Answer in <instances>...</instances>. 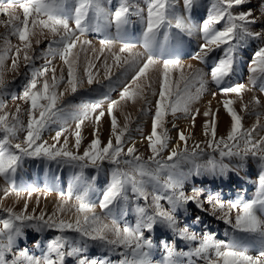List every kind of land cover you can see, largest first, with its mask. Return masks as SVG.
Wrapping results in <instances>:
<instances>
[{"label":"snow or ice","instance_id":"6c2138e0","mask_svg":"<svg viewBox=\"0 0 264 264\" xmlns=\"http://www.w3.org/2000/svg\"><path fill=\"white\" fill-rule=\"evenodd\" d=\"M246 3V0H216L213 4L212 14L205 19L198 28L203 34L204 43L200 45V50L194 55V59L204 61L214 47L226 45L224 49V58H221L210 71L211 79L220 85L225 77L229 76L232 71L235 52L237 47L246 42L249 38H259L264 36V32H254L249 25L255 24L257 21L252 17V10L241 11L234 13L232 9ZM196 0H183L185 10L191 13ZM23 12V19L15 15L16 7ZM264 8V5H261ZM174 0H149L147 6L146 27L143 33L144 43L143 53L133 52L135 47L130 43H123L119 49V53L113 55L114 62L121 67L124 72L135 70V75L132 77L133 85L136 91H130L131 85H126L121 93V100H135L137 98L146 100L143 87L137 83L138 79L148 80L150 69L158 64L163 65L159 77V98L156 101L155 115L152 121V132L147 137L149 140V148L152 156L148 161H144L139 155H135V148L128 147L124 151V137L128 128L127 119L122 128H118V122L113 115L114 106L118 105V101H110L107 106V115L111 117V132L107 144H102L97 132L94 129L91 143L86 148L82 155L73 153L67 149V137L65 136L64 144H59L60 137L65 131L64 128L58 130L53 139L56 143L49 145L46 141L41 140V132L51 123L63 121L66 115L64 107H58L59 99L64 93L55 91L60 80L64 79L61 75L59 78L55 75V69L49 67L51 60L49 57L59 55L67 65V84L72 93L77 91V79L75 68L78 59V52L74 51L77 45L89 44L90 41L83 40L82 37L86 31H99V20L102 16H106L108 26H115L117 34H120L125 27L130 23L132 15H140L139 11H135L129 0H120L119 6L114 12L105 14L100 0H77L74 13L69 16L65 8V0H8V3H3L0 0V14L7 15V21L0 20V25L10 29V34L17 36L20 44L15 46V51L12 52V46L5 36L4 44L6 47L0 48V69L4 66V61L8 58L11 52L12 69L18 67L22 56L23 62L27 65L31 63L35 57L33 50V39L35 44L39 46L41 43L40 37L45 36L44 30L47 29V34L51 39L47 44L46 49L42 50L41 57L45 59V65L38 70L32 71V79L23 92L22 99L30 101V108L27 109V124L26 134L21 143H13L17 137V133L25 131V125L20 119L21 108L18 106L14 113L3 112V104L0 103V175L10 178L11 174H15L18 166L25 157H40L43 156L50 160L61 159V162L72 163L80 162L81 169L89 166L96 167L98 170L100 164L98 161L108 160L116 165L112 170V180L105 191L102 200L100 201L101 210H110L109 206L113 205L118 200L127 201L129 199L127 192L130 187L131 192L137 198L148 199L146 185L154 184L157 188L162 189V195L153 197V202L148 206L137 205L135 212L137 215L136 224L134 227L124 225L121 227L115 219L111 223H105L95 214V205L87 200V193L76 197V219L74 222H66L64 220L54 219L53 216L45 219L43 212L39 216H34L27 213V202L24 209L16 213L11 207L4 209L7 217H0V264H65L66 257H76L77 264H109L105 260L88 259L82 253L86 251L87 241H97L110 248L123 247L126 251L122 253L123 259L119 264H152L149 259V251L146 249L152 248V240L145 238V230H153L156 224H162L176 233L180 239L186 241H197L199 243L187 252H176L172 245H165L166 255L163 264H181L179 257H188L189 264H193L192 257L205 260L206 264H264V249H262L255 257L246 254L235 238L231 241H216L212 235L205 234L202 238L196 234H190L187 228L178 229L177 220L174 215L177 210L184 208L189 202H195L198 208H203V203L199 200V189H193V195H186L183 189L185 173L180 170L181 161L196 162L197 157L203 154V149L199 144L189 150L187 148V140L190 136H185L183 132L179 133V139L185 142V147L182 150L173 149L167 157L168 163L157 159L160 152L168 146V133L163 128L164 117L170 111L172 115L177 112L188 113L192 102L198 98L199 94L204 89V80L201 73L197 70L189 72L185 75L181 71L180 79L175 81L180 84L183 81V88L172 90L169 84V66H179L177 58L162 59L155 54L156 37L161 28L175 27L182 33L191 35L194 28L190 20L175 15ZM90 14L94 15L97 20V26L93 27L89 24ZM72 20L74 27L70 25ZM227 21L226 26L222 30H216L215 25ZM165 39L168 33L165 32ZM114 41L109 38L100 40V52L103 53L106 49L111 51V46ZM128 53L126 57L121 54ZM143 58L142 66L141 59ZM99 59V56L96 57ZM110 68L111 65H105ZM51 71L53 73L51 82L48 79L43 80L42 88L38 90V78L46 77V74ZM249 71L252 73L250 77L251 83H256V74L259 72L264 74V47L259 48L253 56L252 64L249 66ZM87 74V82L89 85L93 83V75L85 69ZM106 79L110 76L106 73ZM192 82L199 83L196 92L190 91ZM4 87V80L0 75V89ZM151 87V84H148ZM246 90L245 85L238 84L235 86L221 87L222 94L235 93L237 96ZM264 90V89H262ZM216 94L213 93V96ZM174 98V99H173ZM106 99V98H105ZM44 101V103H41ZM225 110L230 115L232 124L226 137H216L217 113L211 109L204 113L208 117L204 123V135L210 138L207 140L208 148L214 152H218L220 160L213 156H209L205 164L195 163L196 174L203 167L206 170L224 175L229 170V165L223 163L224 157H238L241 161V166L251 156L257 159L261 167L264 168V137L259 140H254L251 130H241V117L229 107L233 103L231 100L222 101ZM252 103L259 104L257 98H253ZM103 102H94L75 106L77 111L71 113L76 122V131L74 133L76 140L74 147L79 149L81 144L80 128L87 120H94L97 126L101 118L105 116V111L102 108ZM72 107V106H69ZM248 105H244L246 109ZM99 110V111H98ZM38 112V115L36 114ZM198 114V110H197ZM193 126L195 115L192 117ZM158 128L161 130L157 134ZM114 137V142H113ZM240 140H243L242 149L239 147ZM38 141H40L38 143ZM12 149H15L13 151ZM127 157V158H125ZM123 163L127 166L125 169L119 168ZM155 167H152V165ZM166 173V176L164 175ZM17 196L22 194L21 190L12 188ZM32 190L27 191V195H32ZM8 192H5V196ZM69 193V198H70ZM61 198L64 199V194L61 193ZM166 200L171 206L170 209H165L160 201ZM66 202V201H65ZM208 203L213 204V208L223 210L224 205L213 197L209 196ZM256 206L264 208V173L259 178V189L257 196L250 202L232 203L230 210L237 211V216L233 228L249 232L259 233L264 239V230L254 214ZM71 211V209H69ZM58 213L64 212V203H61L57 209ZM126 214V213H125ZM225 223L232 224V220L225 213L222 217ZM199 217H197V220ZM35 221V223H32ZM31 227L38 231L44 227L56 228L61 235L48 241L47 252L42 258H37L27 254V250L13 252V245L16 239L23 235V228ZM65 230H69L78 234L76 238H70L63 235ZM7 253H13V259H6Z\"/></svg>","mask_w":264,"mask_h":264},{"label":"rangeland","instance_id":"374dc122","mask_svg":"<svg viewBox=\"0 0 264 264\" xmlns=\"http://www.w3.org/2000/svg\"><path fill=\"white\" fill-rule=\"evenodd\" d=\"M100 2H102L101 5L104 11L107 12L108 14V13L115 11V9L119 6L120 0H100ZM129 2L132 5H136L135 11H139L140 16L132 15L130 17V23L125 27V29L120 34H117L114 25L109 27L108 23L107 25L104 23L103 16L99 20V25H98L100 28L99 31L89 30L84 33L83 35L84 40L90 41L89 44H85L86 52L84 53L85 55L84 62L88 64L87 65L88 67L86 68L87 70L89 66L92 65L93 60H99V59H96V57L100 56V54H103L101 52H98L99 49L101 48V45H100L101 39H105V38L111 39V37H113L120 45H122L123 43H130L134 45L135 47H140V49H142V46L144 43V40H143L144 29L143 28L145 25V19L147 18V6L149 3V0H129ZM215 2L216 0H196V4L193 6L191 13H189L187 10H185L184 5L182 4L183 1L174 0L173 10H174L175 15L182 16L190 20V22L196 27L194 28L192 32L193 34L191 35H188L186 33H181L175 27L171 29L166 28V27L161 28L156 37V45H155L156 56L160 57L161 60L166 59V58H177V59H187V60L193 59L194 55L200 50V44H203L205 42L203 34L200 31H198V28L201 25V23L205 19H207L209 15L212 14V8ZM3 3L7 4L8 0H3ZM65 3H66L65 6H67V14L71 16L74 13L77 0H65ZM261 5H264V0H246V3L240 6L234 7L232 11L234 13H239L241 11L246 12L249 9H251L252 17L255 18L257 22L255 24L249 25V27L254 32H264V8H262ZM68 7L72 8V10L69 9ZM143 13L145 16H143ZM15 15L23 19V12L21 9H19L18 6L15 9ZM8 19L9 17L7 15L0 14V20L7 21ZM69 23L71 26L74 27V24L72 23L71 19ZM226 23L227 21L225 20V21H222L216 24L214 27L216 30H222L226 26ZM89 24L93 27L97 26V20L95 16L92 14H90ZM104 24L106 27L104 26ZM102 26H104V28ZM136 26L138 27L136 28ZM128 31L129 33H127ZM165 32L168 33L167 39H165V35H164ZM5 36H7V39H9V42L13 44L14 46H18L20 44L18 37L10 34L9 28H6L5 26L0 25V39H1L0 48L4 47L2 45L4 44L3 38ZM119 37H122L121 39L123 41H120ZM40 39H41V43L39 44V46L35 44V40L33 39V50H34L33 54L37 58L34 59L31 63L27 64V66L25 63H23L22 71L20 75L17 77L18 79H16L14 83L12 82L8 84L9 86L12 85L11 89H8L6 86H4L3 89H0V103L3 104V110H2L3 112L14 113L18 106L22 110L20 119L25 125V131L18 132L17 137L15 138L13 143H21L26 134V124H27V119H28V116L26 115H27V109L30 108V101H26L25 99L21 98L23 95V92L25 91L27 85L32 79V71L41 69L45 65V59L41 57V52L42 50L46 49L49 39H51V37L46 35L45 37H40ZM225 47L226 45H221L218 48L213 46V50L209 53V55L204 59L203 62L200 60H197L199 65L207 71L206 74H207V77L209 78L207 80L208 87L206 86L205 87L206 89H203V91L200 93V95L204 97V103L206 105V110H204V112L198 110V114H197V111H195V113H192V117L193 115H195V123H196L195 126L198 127L199 125L198 128L203 132V135H202L203 137L200 138V140H193L189 144V146L187 145V148L191 150L194 147V145L199 144V143L201 144L199 145L203 149V154L197 157L198 159L195 162L201 165L205 164V162L207 161L210 155L217 158V160L221 159L218 152H214L212 149L208 148L207 140L210 138V136L206 137L204 135L203 124L205 123L207 119H209L208 117H205L204 113L208 111L209 109H211L212 112L217 113V118H218L217 128L218 129L220 128L219 131L216 129L217 139H219L220 137L227 136V133L230 130V127L232 124V120H231L230 115L225 110L224 105L222 103V101L226 99L233 101V103L230 104L229 107H231L237 113V115L241 117V120H240L241 130L254 129V131H252V137L254 140H259L261 137H264V90H262L264 89V74H261L258 72L256 74V83L253 85L250 81V77L252 76V73L249 71V67H248V63L253 59L254 53L259 48L264 47V36H261L259 38H249L246 42H242L237 47V50L238 48L239 50L238 52L237 50L235 52V59L233 62L232 71L230 72L229 76L225 77V79L220 85H217L211 79L210 71H211V68L221 58H224V52L222 53L221 50ZM242 47H243V51L241 53ZM49 59L51 60V64L49 65V67L52 69H55L56 77L59 78L61 75H63L64 79L63 81L61 80V84L62 85L66 84L67 83L66 82L67 81V70H66L67 65L64 64V61L60 58L58 54L55 56L49 57ZM10 60H11V57H10ZM57 62H60V63L57 64ZM21 63L22 62L20 59L19 65ZM78 66L80 67V57L79 56L77 59L75 70L79 69ZM22 74L24 77L22 76ZM85 74L86 72H84V75ZM52 75L53 73L51 71H49V73L46 74V79H48L49 82H51ZM109 76L110 78L109 79L105 78L104 79L105 81L104 80L103 82L101 81L102 82L101 84H99L100 82H97L96 84L95 83L91 84L92 86L89 85L86 87L77 88V91L75 93L70 92L71 91L70 87L66 88L62 92L64 93L63 97H61L58 101L59 102L58 107L61 106L65 108L64 103L66 104L69 101H71L74 105L81 104V103L85 104V102L86 104L100 102V101H103L102 100L103 98L104 100H106V103L107 101L109 102L118 101L117 99H120V97L118 96H120L122 89L126 85L131 84L133 75L123 74L121 72V67L118 66V70L114 71ZM121 77L122 79L120 80ZM40 79L41 78H38V81ZM151 84L152 86H155V89L158 90L159 92V82L156 81ZM229 84H231V86L238 85V84L246 85L247 88L250 90V92L246 91L242 93L241 96H237L235 93L233 94L228 93L227 95L222 94L220 92V88L228 87L230 86ZM194 86L198 88L199 83L196 82ZM41 88H42L41 85L39 86L37 85V89H34V90H38ZM129 90L134 92L137 89L135 88L134 85H131ZM214 92L216 94V101L215 102L208 101L209 96L213 94ZM98 93H99V96H98ZM57 95H59V93H57ZM100 96L101 98L99 99ZM93 97L94 98L97 97L98 99L97 98L94 99ZM254 97L259 100V104L252 103ZM12 101H14V104H11ZM41 103H44V101H41ZM244 105H248V107L242 110ZM68 108H69L68 111H70V113L74 111V109L72 110L71 107H68ZM140 111L141 109L138 112ZM154 112H155V109H154ZM36 114L38 115V112ZM171 115L168 114L169 118ZM125 117L126 115L125 113H123L122 118L126 120ZM70 118H71V115L70 117L69 116L65 117L62 122L58 121L56 122V124L55 123H51V125L49 124L41 132V140L46 141L49 145L55 143L56 141L53 139V137L55 136L53 135H55L56 132L60 130L62 127L65 129L64 133L66 134V137L69 138L67 139L69 140L67 141V149L69 151H72L73 153L82 155L84 150L88 148L89 144L92 141L91 132L88 128H84L80 130L81 145L79 149H75L74 145H75L76 137L74 133L76 130L74 131V127L70 125L74 123V122L70 123L72 122ZM65 123L68 125L67 127ZM51 129H53V131H51ZM54 129L56 131H54ZM70 130L72 131L71 133H70ZM0 135H2V133H0ZM50 135H52L51 139H50ZM39 142L40 141H38V143ZM64 142L65 140L59 141V144L57 145V147H59L60 144H64ZM243 143H244L243 140H240L239 147L241 149L243 147ZM123 147H124V151L126 152L127 151L126 149L128 147L126 145H123ZM70 148L72 149L70 150ZM12 150L15 151V149H12ZM138 153L139 152L136 151L135 155H137ZM141 157L143 158L144 161H148V158L150 156L148 155V152H147V153H144L143 156ZM158 157L157 159H160L162 161H167V158H161L160 154ZM247 160H248L247 162L249 163H255L258 161L257 159H253L251 156H249ZM223 161L228 162L230 165L229 170H228L229 172L227 171L226 174L224 175L214 174L206 170L203 167L200 169L199 175H197L195 163L191 161H181L182 164L180 163L179 167H180V170L183 171V173H185V176H186V178L184 179L182 191H184L185 194H189L191 189H193L195 185H198V188L200 189V191H202V193L199 196V199L206 200L208 199L209 196H211L213 197V199H218L220 200L221 203H226L229 205H231L232 203H242V202L246 203V202H250L253 199H255L257 196L258 189H259V178L261 174L264 173V170L259 171L256 169H253V170L249 169V173H248L249 175L247 177V180L243 181L242 178H238L236 176V174L242 172L241 167L238 166L241 163L239 158L238 157H224ZM167 162L172 163L173 161H167ZM79 163L80 162H72V163L61 162L60 158L56 160H50L43 156L25 157L16 170L17 174L20 173L19 175H16L15 173L13 179L11 175H10V178H6L3 175L0 176V184L4 186L3 192L2 191L0 192V202H1L0 217H4V218L7 217V213L4 211V209L8 207H11L16 213L21 212L24 209L25 202H27V205H28L27 213L34 215V216H39L42 211L40 210V207L34 202V199L37 198V196L39 195L41 196L45 194L56 195L58 197L59 196L61 197V193L64 194V199L61 198V200H63L64 201L63 203L66 205V206L64 205L66 212L74 213L75 208L73 206L76 205L77 203L76 197L83 195L86 192L87 200L91 202L93 205H95V207L97 208L96 210H94L96 215L99 213L100 214L105 213L108 219H115L121 227L126 225L127 223H128L127 225L134 227L135 221L137 220V215L135 212L136 206L137 205H140V206L151 205L153 202L154 196L163 194L162 189L157 188L154 184H148L146 185L148 199L147 201H145L143 198H137L136 196H134V194L131 192L130 187H129L127 195L131 200L130 199L127 201L118 200L114 202L113 205L109 206L110 210H101L100 201L102 200L105 191L107 190V188L109 187L111 183L112 176L110 175L112 174V170L117 166L110 163L108 160H104V161H98V163L100 164L99 170L96 167L91 166V164L81 169L79 167ZM25 165L28 168L27 171H24L23 170L24 168L21 167ZM35 166H37V168H35ZM47 166H48V170H47ZM152 167H155V165L153 164ZM119 168L125 169L127 168V166L121 163L119 165ZM56 169H61V177L58 180L55 177ZM109 171L111 172L110 174H109ZM164 175L166 176V173H164ZM11 187L12 188L15 187V189L21 190L22 194L20 196H17L15 192L12 191ZM32 189H34V191L32 192V195L29 197L27 195V191L32 190ZM6 191L8 192L7 196H5ZM69 193L71 194L70 198H69ZM129 194L132 197L133 196L134 197L131 198ZM135 197H136V200H133L134 201L133 202L132 199H134ZM160 203L165 209L171 208V206L168 204L167 201L161 200ZM209 207L210 205H203V208L201 210V208H198L196 206L195 202H189L184 208L177 210L176 215L174 213L176 220H177V225L183 229L187 228L188 232L189 230L191 231L189 233L191 234L194 233L200 238H202L204 234L212 235L216 241H231L233 238H235L236 241L242 245V249L246 251V254L251 255L253 257L258 255V253L262 249H264V239L261 238L259 233H249V232H244V231L234 229L233 224L235 222L231 216H230V219L232 220V224L225 223L224 220L217 218L218 217L217 214L212 215L211 213H209ZM69 209H71V211H69ZM54 213L56 212L53 211L50 214H44L45 219H47L50 216H53ZM254 214L258 222H259V219L264 222V208H260L259 206H256V208L254 209ZM67 216L68 214H65L64 216L65 219L63 218L62 220L66 222H69V221L74 222L76 219L75 216L72 218H69V217L67 218ZM197 217H199L198 220H197ZM54 218L55 220H57V222L61 220L58 216H54ZM32 223H35V221H33ZM208 223L209 224L212 223L213 225H216L218 228L213 229L212 227H209L206 225ZM23 229H24L22 230L23 235L18 237L13 245V252L27 250L28 255L38 257V258H42L43 255L47 252L46 248H47L48 241L54 239L58 235H61V233L56 228H51L50 230V228L44 227L43 230H40V231H38L35 228H31V227H24ZM261 229L264 230L263 227ZM199 230H201L202 232ZM63 235L68 236L70 238H74V237L76 238L78 236L77 233L69 231V230H65ZM144 236L145 238H150L152 240V248L146 249V250L149 251L150 253L149 259L151 260V262L152 263L156 262V264H158V262L159 264H163V260L166 255V249H165L166 244L172 245L176 252H181V251L187 252V250L189 251L190 249H192L199 243V240H197V241L190 242L189 244V241L180 239L176 233H173L166 226L159 224V223L154 226L153 230L151 231L145 230ZM87 244H88V247L86 249L87 251L82 253L83 256H86L88 259H95V260H105L106 259L109 262V264H119V261L124 258L122 253L126 251L123 247L110 248L107 245L102 246L103 244L100 245V242H97V241L89 240L87 241ZM99 245L101 246L100 248L98 247ZM32 249L35 252H32ZM6 259L8 260L13 259V253H7ZM178 259L181 261V264H189L188 257H179ZM191 259H192L193 264H206L205 260L203 259H199L196 257H192ZM70 263L77 264V258L76 257H66L65 264H70Z\"/></svg>","mask_w":264,"mask_h":264},{"label":"bare ground","instance_id":"6f19581e","mask_svg":"<svg viewBox=\"0 0 264 264\" xmlns=\"http://www.w3.org/2000/svg\"><path fill=\"white\" fill-rule=\"evenodd\" d=\"M178 1V0H177ZM183 1V0H181ZM180 2V1H179ZM102 2H100L101 4ZM178 3V2H177ZM66 4V3H65ZM183 4V3H182ZM68 5V4H67ZM72 5V4H71ZM178 5V4H177ZM202 5V4H201ZM134 6V10L136 9L135 6L136 5H133ZM179 6V5H178ZM66 9H67V6H65ZM69 8V7H68ZM181 8V6H180ZM72 10V8H69ZM71 12V11H70ZM105 12V11H104ZM143 12V11H142ZM105 14H107V12H105ZM193 14V13H192ZM140 16V15H139ZM143 16L144 13H143ZM193 17V15H192ZM103 20H104V23L107 25V19H106V16H103ZM137 19V18H136ZM6 20V19H4ZM102 20V19H101ZM135 20V19H134ZM192 21V20H191ZM94 22V21H93ZM96 22V21H95ZM196 22V21H195ZM142 23V22H141ZM104 24V26H105ZM134 24V23H133ZM139 24V23H138ZM104 26H102L104 28ZM106 27V26H105ZM133 27V26H131ZM138 26H136L137 28ZM145 27H146V19H145V25H144V30H145ZM128 28V27H127ZM140 28V27H139ZM138 28V29H139ZM131 29V28H130ZM45 32V36L48 35L47 34V29L44 30ZM129 33V31L127 32ZM126 33V34H127ZM142 33V32H141ZM144 33V32H143ZM182 33V32H181ZM132 34V33H131ZM136 34V32H135ZM161 34V33H160ZM193 34V33H192ZM108 35V34H107ZM138 35V34H137ZM178 35V34H177ZM44 36V37H45ZM134 36V35H133ZM136 36V35H135ZM140 36V35H139ZM171 36V35H170ZM164 37V36H163ZM120 38V41H123L121 38L122 37H119ZM134 38V37H133ZM82 39L84 40V38L82 37ZM111 39L114 41L113 45L111 46V51H108L107 49L103 52V54H100L99 56V60H93L92 62V65L89 66L88 68V72H90L92 75H93V83H97V82H100L99 84H101L103 82V80L105 79V76H106V73L108 75H110L111 73H113L114 71L118 70V66L115 64L114 62V59H113V55L116 54V53H119V49L122 45H120L113 37H111ZM1 40V39H0ZM9 40V39H8ZM143 40H144V37H143ZM164 40V39H163ZM161 41V40H160ZM3 42V41H2ZM127 42V41H126ZM20 43V42H19ZM11 44V43H10ZM139 44V43H138ZM199 45V44H198ZM201 45V44H200ZM2 46L6 47L5 44H3ZM12 46V52L15 51V46L13 44H11ZM99 48V47H98ZM86 45H80L78 44L76 49H74V51L78 52V56L80 57V67L79 69L75 70V75H76V79H77V88H81V87H86V86H89L88 82H87V74L84 75V72H85V69L88 67L85 62H84V53L86 52ZM224 49L223 48L221 50V52L223 53L224 52ZM143 50V51H142ZM239 50V48H238ZM237 50V52H238ZM133 52H137V53H143L144 52V48L142 46V49H140V47H134L132 49ZM243 51V47L241 49V53ZM100 52V49L99 51ZM240 53V52H239ZM12 53L10 52L8 54V58L5 59L4 61V66L2 69H0V75H2L3 77V80H4V86H6L8 89H11L12 88V85L9 86L8 84L9 83H14V81H16V79H18L17 77L20 75L21 71H22V66H23V59H22V56H21V64L19 65L18 64V67L13 70L12 69V61L10 60V55ZM122 57H126L128 55V53H123L121 54ZM194 55V54H193ZM239 58V57H238ZM167 59V58H166ZM235 59V58H234ZM240 59V58H239ZM179 60V66H173V65H170L169 66V84H170V87L172 88L173 91H175L176 89L180 88L182 89L184 84H183V81L180 82V84H176L175 81L179 80L180 79V76H181V71L187 75L189 72H194V71H199L203 77V80H204V89H206L205 87L207 86V80L209 79L207 77V71L205 69H203L199 63L197 62V59H178ZM56 61V60H55ZM238 61V60H237ZM240 61V60H239ZM243 61V60H242ZM252 61L253 59L248 63V67L250 66V64H252ZM60 63V62H57V64ZM142 63H143V58L141 59V64L140 66H142ZM240 63V62H239ZM243 63V62H242ZM111 65L110 68H106L105 65ZM25 66V65H24ZM27 66V65H26ZM235 66V65H234ZM66 68V66H65ZM162 68H163V65L162 63L161 64H158L154 67V69H150L149 70V73H148V80H143V79H138L137 83L141 84L142 87H143V92H144V96L146 97V100L144 99H135L134 101L133 100H121V99H117L118 100V105L117 106H114L113 108V115L116 117L117 119V122H118V128H122L126 122L125 119L122 118V114L125 113L126 115V119H127V123H128V128H127V131L125 132V135L124 137H122V140L124 141V145H126L127 147H134L135 148V152L138 151L139 153L137 155L139 156H143L144 153H147L148 152V155L149 156H152V152L149 148V140L147 139V137L151 134L152 132V121H153V117L155 115V112H154V109H155V106H156V101L157 99L159 98L158 96V90L155 89V86H152L151 83L153 82H160L159 80V77H160V73L162 71ZM233 68V67H232ZM239 68V67H238ZM245 68V67H244ZM67 70V69H66ZM65 70V71H66ZM234 71V70H233ZM121 72L123 74H127V75H135V70H129L127 72H124V70L121 68ZM49 73V72H48ZM233 74V73H232ZM61 75V74H60ZM23 76V74H22ZM21 76V77H22ZM24 77V76H23ZM120 77V76H119ZM123 77V76H122ZM122 77L120 78V80L122 79ZM46 77H42L39 81H38V86L43 84V80L45 79ZM58 78V77H57ZM233 78V77H232ZM26 79V78H25ZM23 80V79H22ZM63 81V80H62ZM102 81V82H101ZM105 81V80H104ZM152 81V82H151ZM25 82V81H24ZM67 82V81H66ZM226 82V81H225ZM224 82V83H225ZM233 82V81H232ZM92 83V84H93ZM151 84V87L149 88L148 87V84ZM196 82H192L190 84V91L192 93H195V89L196 87L194 86ZM228 83V82H227ZM19 84V83H18ZM98 84V85H99ZM235 84V83H234ZM130 85H133V81H131V84ZM231 86V84H229ZM243 85V84H242ZM92 86V85H91ZM233 86V85H232ZM235 86V85H234ZM18 87V86H17ZM16 87V88H17ZM68 84H61V80L59 81L58 83V86L56 87L55 91L57 93H62L66 88H68ZM195 87V88H194ZM208 87V86H207ZM229 87V86H228ZM246 87V91L250 92V90L247 88V86L245 85ZM23 88V87H22ZM106 88V87H105ZM98 89V88H97ZM104 89V88H103ZM130 89V88H129ZM82 90V89H80ZM135 90V89H134ZM211 90V89H210ZM208 90V91H210ZM105 91V90H104ZM71 92V91H70ZM243 92V93H244ZM6 93V92H5ZM72 93V92H71ZM106 93V92H105ZM215 93V92H214ZM101 94V93H100ZM111 94V93H110ZM233 94V93H232ZM12 95V94H10ZM106 95V94H105ZM210 95V94H209ZM227 95V94H226ZM250 95V94H249ZM98 96H99V93H98ZM9 97V96H8ZM63 97V96H62ZM69 97V96H68ZM120 97V96H118ZM13 98V97H12ZM94 98V97H93ZM97 97H95L94 99H96ZM101 98V96L99 97V99ZM112 98V97H111ZM11 99V98H10ZM9 99V100H10ZM74 99V98H73ZM98 99V98H97ZM174 99V98H173ZM8 100V99H7ZM89 100V99H88ZM103 101V104H102V108L103 110L105 111V116L101 118V121L99 123V125L97 126V124L95 123L94 120H87L85 121L80 130L81 129H84V128H88L91 132V137L92 139L94 138L93 136V131L94 129H97L98 127V132H97V135L100 139V141L102 142V144H107V140H109V137L112 135V132H111V117L109 115H107V106H108V103L109 101H107L106 103V100H104V98L102 99ZM242 100V99H241ZM67 101V100H66ZM82 101V100H81ZM94 101V100H93ZM208 101H212V102H215L216 101V95L213 96V94H211L209 96V100ZM206 101V102H208ZM3 102V101H2ZM77 102V101H76ZM11 103V102H10ZM59 103V102H58ZM81 103V102H80ZM11 104H14V101H12ZM82 104V103H81ZM81 104H73L71 101L67 102L66 104L64 103V106H65V109H66V115L65 117L71 115V113L77 111V108L75 106H79ZM86 104V102H85ZM69 106H72L71 109L74 111L70 113L69 110ZM61 107V106H60ZM141 109L140 112H138L139 110ZM202 111L204 112V110H206V105L204 103V97H202L200 94L198 96L197 99H195L191 106H190V111L188 113H184V112H177L175 115H171V112L169 111L168 114H170V118L168 116V114L164 117V123H163V128L167 130V133H168V136H169V139H168V146L162 151L160 152V155H161V158H167L168 155L170 154V152L173 150V149H177V150H182L184 147H185V142L184 141H181L179 139V133L183 132L184 135L187 137V136H190V138L187 140V145L189 146V144L193 141V140H200V138H202L203 136V132L198 128L196 127V123L194 122V126H193V120H192V113H195V111ZM99 111V110H98ZM124 111V112H123ZM27 116V115H26ZM64 117V118H65ZM227 117V116H226ZM69 119V118H68ZM71 121L70 123H73V124H70L71 126L74 127V131L76 130V120L73 119L72 115H71ZM169 119V120H168ZM66 120V119H65ZM70 121V120H69ZM218 121V120H217ZM226 121V120H225ZM56 124V123H55ZM66 124V123H65ZM51 125V124H50ZM64 125V124H63ZM88 125V126H86ZM56 126V125H55ZM68 125L66 124V127ZM204 126V124H203ZM57 127V126H56ZM218 127V126H217ZM216 127V129L219 131L220 128L218 129ZM62 128V127H61ZM58 130V129H57ZM69 130V129H68ZM73 130V129H71ZM70 130V133L72 132ZM51 131H53V129H51ZM50 131V132H51ZM54 131H56L54 129ZM160 129L158 128L157 130V134L159 135L160 134ZM65 132V131H64ZM62 133L61 137H60V141L64 140L66 134L65 133ZM22 134V133H21ZM49 135V134H48ZM69 135V134H68ZM71 135V134H70ZM24 136V135H23ZM55 136V135H53ZM20 137V136H19ZM47 137V136H45ZM87 137V136H86ZM52 138V135H50V139ZM69 139V138H67ZM91 139V140H92ZM71 140V139H70ZM69 141V140H67ZM71 142V141H70ZM113 142H114V137H113ZM56 143V142H55ZM202 143V142H201ZM200 144V143H199ZM204 144V143H203ZM81 145V144H80ZM201 145V144H200ZM206 145V143H205ZM72 146V145H71ZM75 148V147H74ZM201 148V147H200ZM205 148V147H204ZM72 148H70L71 150ZM76 149V148H75ZM82 150V149H81ZM127 150V149H126ZM201 156V155H200ZM212 156V155H211ZM159 158V157H158ZM198 159V158H197ZM196 159V160H197ZM217 159V158H216ZM201 161V160H199ZM237 161V160H236ZM248 160H246L245 163H243V165L241 166V163L240 166L241 167V170L242 172L236 174V176L238 178H242L243 181H246L247 180V177H248V173H249V169L253 170V169H256V170H264V168L261 167V164L260 162H255V163H249L247 162ZM254 161V160H252ZM223 163L229 165L228 162H225L223 161ZM182 164V163H181ZM230 166V165H229ZM23 167L24 171H27L28 168L25 166H21ZM35 168H37V166H35ZM190 169V168H189ZM238 169V168H237ZM47 170H48V166H47ZM112 170V169H111ZM56 173V179L58 180L60 177H61V169H56L55 171ZM229 172V171H228ZM16 175H19L20 173L17 174V171L15 172ZM111 172L109 171V174ZM206 173V172H205ZM234 173V172H233ZM226 174V173H225ZM199 175V174H198ZM1 176V175H0ZM95 176V174H94ZM109 176V175H108ZM112 176V174L110 175ZM11 177L12 179L14 178V174H11ZM199 177V176H198ZM35 179V178H34ZM43 179V178H42ZM187 180V179H186ZM36 181V180H35ZM109 181V180H108ZM228 181V180H227ZM253 181V179H252ZM251 181V182H252ZM3 182V181H1ZM8 182V181H7ZM66 183V182H65ZM97 183V182H96ZM235 183V182H234ZM10 184V183H9ZM208 184V183H207ZM15 185V184H14ZM243 185V184H242ZM29 186V185H28ZM100 186V185H99ZM105 186V184H104ZM201 186V185H200ZM204 186V185H203ZM236 186V185H235ZM241 186V185H240ZM7 187V186H6ZM26 188V187H24ZM51 188V187H50ZM202 188V187H201ZM234 188V187H233ZM12 189V187H11ZM193 189H199L198 188V185H195L193 187ZM193 189H191V191L189 192V194H186L188 196H191L193 195ZM4 190V186L2 184H0V192L2 191L3 192ZM59 190V189H58ZM200 190V189H199ZM214 191V190H213ZM184 192V191H183ZM207 192V191H206ZM215 192V191H214ZM202 193V191H200V194ZM204 193V192H203ZM4 194V193H3ZM13 194V193H12ZM11 194V195H12ZM199 194V196H200ZM206 194V193H205ZM209 194V193H207ZM235 194V193H234ZM130 195V194H129ZM131 196V195H130ZM208 196V195H206ZM220 196V195H219ZM218 196V197H219ZM235 196V195H234ZM233 196V198H234ZM134 197V196H133ZM131 196V198H133ZM67 198V197H66ZM130 199V198H129ZM128 199V200H129ZM131 200V199H130ZM133 200H136V197ZM203 205H210L209 207V213H211L212 215H218L217 218H220L222 217L225 213L228 214L229 218L230 216L232 217V219H234V222H235V219H236V216H237V211L235 210H230L229 208V204H226V203H222L224 204V208L223 210L221 209H215L213 208V204H210L207 202L208 199L206 200H201L199 199ZM216 200V199H214ZM18 201V200H17ZM131 201V202H132ZM166 201V200H164ZM220 201V200H219ZM34 202L40 207V210L44 213V214H50L52 213L53 211H55L57 213V215L55 216H58L60 219H63L65 214H68L67 218H72V217H76V212L74 213H69V212H66L65 210V207H64V212L61 214V213H58L57 212V209L59 207V205L61 203H63L64 201L61 200V197L59 196H56V195H50V194H45V195H39L37 196V198L34 199ZM134 202V201H133ZM229 202V201H228ZM1 204V202H0ZM231 204V203H230ZM65 205V204H64ZM116 205V204H115ZM137 205V204H136ZM66 206V205H65ZM69 206V205H68ZM72 207V206H71ZM133 207V206H132ZM131 207V208H132ZM112 208V207H111ZM74 209V208H73ZM97 208L95 207L94 210H96ZM36 210V209H35ZM202 210V209H201ZM101 211V210H100ZM206 211V210H205ZM111 213V212H110ZM176 215V213H175ZM188 215V214H187ZM211 215V216H212ZM98 217H100L101 220H103L105 223H111L112 219H108V217H106L105 213H99L97 214ZM108 216V215H107ZM113 217V216H112ZM214 218V217H213ZM55 219V218H54ZM58 219V218H57ZM65 219V218H64ZM222 219V218H220ZM219 219V220H220ZM69 220V219H68ZM67 220V221H68ZM207 220V219H206ZM224 220V219H222ZM133 221V220H132ZM196 221V220H195ZM206 222V221H205ZM128 224V223H127ZM126 224V225H127ZM130 224V222H129ZM135 224H136V221H135ZM259 224L261 225V228L263 227L264 228V222L262 220L259 219ZM134 225V224H133ZM202 225V224H201ZM207 226L209 227H212L213 229H217L218 227L216 225H213L212 223L211 224H206ZM220 226V225H219ZM123 227V226H122ZM203 227V226H202ZM177 228L178 229H183L181 227H179L177 225ZM195 228V227H194ZM201 229V228H199ZM206 229V228H205ZM204 229V230H205ZM24 230V229H23ZM48 230V229H47ZM51 230V228H50ZM201 231V230H199ZM197 231V232H199ZM189 232H191L189 230ZM202 232V231H201ZM207 232V231H206ZM191 234V233H190ZM27 235V234H26ZM205 235V234H204ZM75 238V237H74ZM214 238V237H213ZM25 241V239H24ZM190 242H193V241H189V244ZM38 244V243H36ZM42 244V243H41ZM92 244V242H91ZM33 245V244H32ZM95 245V244H93ZM101 245V243H100ZM98 246L99 248L101 246ZM90 246V244H89ZM104 246V245H102ZM106 246V245H105ZM189 246V245H188ZM192 246V245H191ZM28 247V246H27ZM31 247V246H30ZM109 247V246H108ZM42 248V247H41ZM189 249V248H188ZM42 251V250H41ZM46 251H47V248H46ZM87 251V250H86ZM188 251V250H187ZM31 252V251H30ZM32 252H35L33 249H32ZM39 252V251H38ZM41 253V252H40ZM28 254V252H27ZM37 254V253H36ZM35 255V254H34ZM38 258V257H37ZM73 260V259H72ZM76 260V259H75ZM162 263V262H161ZM71 264V263H70ZM152 264H156L155 263H152ZM159 264V262H158Z\"/></svg>","mask_w":264,"mask_h":264}]
</instances>
